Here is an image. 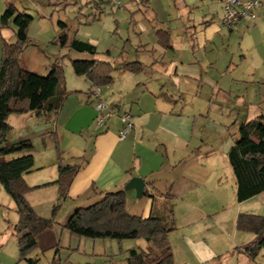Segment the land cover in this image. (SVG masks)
Instances as JSON below:
<instances>
[{"label": "rangeland", "instance_id": "obj_1", "mask_svg": "<svg viewBox=\"0 0 264 264\" xmlns=\"http://www.w3.org/2000/svg\"><path fill=\"white\" fill-rule=\"evenodd\" d=\"M15 1L20 8L28 7L35 17L29 29L31 43L41 46L52 64L61 63L68 90L84 89L82 87L87 84L84 77L75 74L72 60H108L116 69L114 88L129 89L138 83L139 89L147 87L145 89L155 93L163 90L165 97L167 94L168 98H171L170 94L175 95L176 113L185 108L186 116L176 117L174 122L187 128L193 137L191 146L209 158L214 178L209 186L211 191L196 196V201L208 204L205 207L210 217L197 216L192 226H185V221L179 217L183 202L168 195L165 184L157 183L160 189L165 186L163 208L166 206L168 214L171 211L175 214L173 221L169 218V224L175 226L176 223L177 227L171 237L175 264H199L184 247L185 235L219 251L215 258L203 264H264V248L255 259L243 250L255 235L239 231L236 227V219L241 212L264 215V193L238 202L237 181L228 160V151L239 138L240 124L264 115V24L258 27L262 16L246 28L250 31L252 46L245 54L240 49L244 32L242 25L232 33L220 29L206 45L198 40L200 30L208 20L214 18L217 30L222 28V0H199L194 6L185 8L182 0H150L149 7L138 0H121L122 7L98 0ZM259 1L264 8V0ZM95 13L100 15L98 20L94 18ZM188 15L195 23L192 30L187 28ZM2 33L15 41L13 28H6ZM63 33H68L71 39L76 36L94 43L98 53L92 55L68 46L61 47L59 37ZM168 43H172L174 48ZM1 56L0 40V64ZM133 61H141L145 65L144 71H120L125 62ZM48 113L27 115L25 123L20 122L9 132L5 144L26 135L32 136L31 153L48 158V134L38 136L45 126L50 125ZM51 146L56 148L54 136H51ZM27 153H16L5 159ZM148 200L147 195L139 198L136 194L134 201L140 208L137 215H150L152 202ZM18 219L15 203L0 183V264H23L25 261L20 260L17 238L8 228V221L13 224ZM57 234L59 245L54 249H41L37 264H54L55 259L56 264H127L128 249L146 247L143 239H127L119 243L112 239L79 238L64 228L61 231L59 227Z\"/></svg>", "mask_w": 264, "mask_h": 264}, {"label": "crops", "instance_id": "obj_2", "mask_svg": "<svg viewBox=\"0 0 264 264\" xmlns=\"http://www.w3.org/2000/svg\"><path fill=\"white\" fill-rule=\"evenodd\" d=\"M135 1L137 2V0ZM138 1L149 7L150 0ZM182 1L185 8L194 6L199 0ZM9 3L17 6L19 10L25 9L30 14L28 7L20 8L17 1L3 0L0 2L1 16ZM95 6L99 8L98 4ZM122 6L123 4L116 7ZM256 12L257 17L255 19H243L230 28L222 25V17V26H220L222 28L218 30L215 22H213L214 18L208 20L204 29L200 30L198 40L201 44L206 45L207 42L214 39L213 35L217 34L220 29L232 33L238 26L242 25L244 32L240 49L243 53L248 54L249 48L252 46V40L250 31L246 28H249V24L257 20L259 16H262V20L258 27L264 24V8L259 7ZM190 13L192 12L190 11ZM95 17L100 18V15L95 13ZM33 18L35 17L33 16ZM186 18L187 28L192 30L195 23H192L191 15ZM168 45L174 48L172 43H168ZM51 62L44 49L34 42L30 43L20 58V64L24 69L41 75L47 73L48 67L52 64ZM138 62L145 69V65L141 61ZM122 67L120 71L127 73ZM115 82L116 77L113 72L114 85L102 87L103 96L115 110L103 127L96 126L94 98L91 95L90 83L87 81V84L82 87L84 89H67L68 92L74 93H70L58 112L48 113L50 125L45 126L38 133V136H47L48 134V158H45L46 155L34 154L35 170L24 176L27 183L33 187L50 183L47 186L31 190L26 195L27 200L39 215L51 217L54 203L59 197V186L53 183L59 177L58 152L56 148L53 149L51 146V136H54V145H56V139L58 140L64 163L83 165V168L72 181L67 198L63 201L56 215L57 225L37 236L38 249L31 254V257L38 261L40 260L39 251L41 249L42 251L54 249L59 245L57 228L59 227L63 231V227L78 209L88 207L99 201L104 192L125 190L127 195L126 208L131 214L137 215V210L140 209L134 201L137 191L135 189H125L126 184L133 177H142L145 180L146 185L143 196L147 195L149 197L148 201L152 202L150 215L155 212H162L164 209L165 193H163V190L165 186L160 189L157 186L159 182V185L162 183L166 185L165 192L168 195L183 202L179 210V217L181 216L185 221V226H192L195 222L194 218L197 216L210 217L205 207L208 204L199 203L198 200L196 201V196L204 194L208 190L211 191L209 186L211 179L214 178V172L209 158L206 159V156L203 157L198 153L200 151L191 146L193 137L189 134L187 128H182L174 122L176 117L186 116L185 108L181 109L179 114L176 113L177 102L173 103L175 100L174 94H170L171 98H168V94L166 97L163 96V90L155 93L145 89L147 87L139 89L138 83L136 86L131 85L129 89L121 90L114 88ZM124 113L132 114L134 129L127 138L120 139L119 134L123 127L120 116ZM43 114L33 112L12 114L8 122L12 126L11 130H13L20 125V122L25 123L28 120L27 115ZM51 121H53V124H51ZM32 139L34 137L26 135L11 141L10 145L24 140H30L33 143ZM4 159L3 157L0 158V160ZM10 197L12 198L11 195ZM188 198L191 199L188 200ZM15 210L17 212L16 204ZM176 212L178 213L177 210ZM169 218L171 220V216ZM174 219L175 214L173 211ZM8 222V228L12 231L11 235L15 236L18 241V236L13 228L17 222L13 224L10 221ZM174 225L176 226V223ZM175 230L169 235L171 244H173L171 237ZM184 241L188 247L184 246L185 249L191 252L199 264H203L219 254L218 250L208 247L201 240L192 239L188 235L184 236ZM181 248L185 251L183 245H181ZM23 264L29 263L24 261Z\"/></svg>", "mask_w": 264, "mask_h": 264}, {"label": "trees", "instance_id": "obj_3", "mask_svg": "<svg viewBox=\"0 0 264 264\" xmlns=\"http://www.w3.org/2000/svg\"><path fill=\"white\" fill-rule=\"evenodd\" d=\"M109 3V2H102ZM98 20L97 17H95ZM33 16L25 10H19L12 3L0 18V40L2 56L0 64V158L16 153H29L10 160H0V183L15 201L19 215L14 225L18 236L20 260L37 264L38 260L31 254L38 249L37 236L57 225L56 215L67 198L68 189L82 164H66L56 139L59 177L53 182L59 186V197L54 205L51 217L39 215L26 198L34 189L47 186H30L25 174L35 169L33 144L30 140L6 145L12 129L8 120L12 114L33 112L43 114L58 112L70 95L65 86L64 69L59 62L48 67L46 74H37L24 69L20 58L31 43L29 29ZM13 28L15 41L3 36L2 31ZM61 47L68 46L77 52L96 55L97 46L90 42L69 37L63 33L59 37ZM76 75L84 77L91 88L105 87L113 83L114 65L105 60H72ZM124 71L139 73L144 67L138 62H128L122 67ZM239 138L228 151V159L237 181V200L246 201L264 193V115L242 122L239 126ZM146 194V193H145ZM127 195L123 189L104 192L102 198L92 205L78 209L63 227L74 237L90 239H112L122 243L127 239H143L146 247H132L127 250V264H175L170 233L176 229L169 224L173 221V211L162 212L148 217L134 215L126 208ZM239 231L250 232L255 239L243 246L244 252L255 259L264 248V215L239 213L236 220ZM56 259L54 264H56Z\"/></svg>", "mask_w": 264, "mask_h": 264}, {"label": "built area", "instance_id": "obj_4", "mask_svg": "<svg viewBox=\"0 0 264 264\" xmlns=\"http://www.w3.org/2000/svg\"><path fill=\"white\" fill-rule=\"evenodd\" d=\"M100 2H109L116 6H121V0H98ZM223 16L222 25L226 28L237 25L243 19H255L257 9L262 3L259 0H222ZM92 97L94 98V108L96 111L95 123L98 127H103L107 120L114 114V108L108 103L102 93V87L92 88ZM123 127L119 138H127L134 129V121L131 113H124L120 116Z\"/></svg>", "mask_w": 264, "mask_h": 264}, {"label": "water", "instance_id": "obj_5", "mask_svg": "<svg viewBox=\"0 0 264 264\" xmlns=\"http://www.w3.org/2000/svg\"><path fill=\"white\" fill-rule=\"evenodd\" d=\"M145 180L142 177H133L125 186V189H135L137 196L142 197L144 195Z\"/></svg>", "mask_w": 264, "mask_h": 264}]
</instances>
